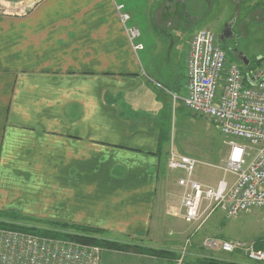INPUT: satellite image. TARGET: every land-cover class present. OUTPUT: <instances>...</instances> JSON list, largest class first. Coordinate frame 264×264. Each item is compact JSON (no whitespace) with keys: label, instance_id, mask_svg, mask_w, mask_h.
Returning <instances> with one entry per match:
<instances>
[{"label":"crops","instance_id":"1","mask_svg":"<svg viewBox=\"0 0 264 264\" xmlns=\"http://www.w3.org/2000/svg\"><path fill=\"white\" fill-rule=\"evenodd\" d=\"M206 1L179 11L177 0H40L24 16L0 17V213L149 249L171 233L182 190L169 149L197 118L181 100L194 35L181 52L173 42ZM119 5L142 51L131 48ZM175 262L105 251L100 264Z\"/></svg>","mask_w":264,"mask_h":264},{"label":"built area","instance_id":"2","mask_svg":"<svg viewBox=\"0 0 264 264\" xmlns=\"http://www.w3.org/2000/svg\"><path fill=\"white\" fill-rule=\"evenodd\" d=\"M31 7L26 4L24 11ZM9 10L11 6L0 2V17L12 15ZM116 12L131 48L142 51L140 30L127 25L130 16L122 5ZM185 90L181 100L188 112L206 119L227 140L230 153L223 171L233 179L223 178L214 187L202 185L192 179L198 162L171 150L167 168L184 174L177 181L182 190L179 216L191 224L208 210L210 214L220 210L233 219L264 209V59L245 73L228 60L213 33L199 31L186 47ZM202 247L264 264V243L257 249L254 244L206 238ZM102 254L97 246L0 228V264H100Z\"/></svg>","mask_w":264,"mask_h":264},{"label":"rangeland","instance_id":"3","mask_svg":"<svg viewBox=\"0 0 264 264\" xmlns=\"http://www.w3.org/2000/svg\"><path fill=\"white\" fill-rule=\"evenodd\" d=\"M177 1L182 7L191 5L194 2V0H190L188 3L185 0ZM10 6L11 10L9 12L12 15L9 16L15 17L24 16L23 14L28 13L32 8L25 12V5ZM200 9L205 12V15L203 18L197 19V14L190 12V18H194L193 24L180 35H177L173 42L174 51L181 52L188 38L199 31L206 30L217 36L220 30L228 25L233 35L232 46L238 53L246 57L249 65L247 67L243 66L239 60L230 57L224 48L220 47V49L229 61L236 63L245 73L254 70L259 61L264 59V0H214V2L207 0L205 3H201ZM161 45L159 44V46ZM189 134L187 137L185 134L178 136L176 140L178 144H173L169 152L172 150L175 154L181 156L176 152L175 148H177L179 151L187 152L186 156L189 155L198 162L194 168L192 179L205 186H215L223 178L228 182L232 181L233 176L224 174L223 171L224 163L230 153V146L219 131L206 119L197 116L194 122L190 124ZM238 143L245 144L242 141H238ZM248 152L253 154L252 150ZM171 174L174 181L176 177H184L181 171H173ZM174 199H176V196H174ZM170 213L174 214V216L171 214L173 216L171 233L161 235L162 237H159L158 242L151 245L150 249L168 253L170 258L176 261L175 264H187L202 258H214L219 261L237 264H250L242 255L205 250L202 247V242L206 238L239 241L256 246L264 243V209H256L233 219H226L220 210H215L211 214L208 210L200 220L191 224H187L179 216V206ZM0 218L4 221H16L18 222H15L16 225L25 228L43 227L45 222V220L25 219L16 212L0 213ZM123 239L122 241L126 244L143 245L139 241L127 240L129 237ZM125 253L138 254L132 251Z\"/></svg>","mask_w":264,"mask_h":264},{"label":"trees","instance_id":"4","mask_svg":"<svg viewBox=\"0 0 264 264\" xmlns=\"http://www.w3.org/2000/svg\"><path fill=\"white\" fill-rule=\"evenodd\" d=\"M25 219H28V218H25ZM0 220H1L0 228H3V229L25 232V233L37 235L40 237L63 239V240L78 242L81 244L97 246L103 249L104 251H114V252L132 251L138 254L169 256L168 253L152 250L149 248H144L140 245H136L135 243L126 244V243H118V242L103 239L99 236L101 232L90 229V228H82V227L60 224V223H55V222H47V221L43 223L47 227L44 229H40L36 227L25 228L24 226L16 225V223H18L16 221H4L1 218ZM261 245L262 244L257 245L256 248L257 249L260 248ZM187 264H237V263L223 262V261L216 260L214 258H202V259H197L194 262H189Z\"/></svg>","mask_w":264,"mask_h":264},{"label":"flooded vegetation","instance_id":"5","mask_svg":"<svg viewBox=\"0 0 264 264\" xmlns=\"http://www.w3.org/2000/svg\"><path fill=\"white\" fill-rule=\"evenodd\" d=\"M177 5L179 8L178 10L180 11L179 3H177ZM229 28L230 26L227 25L222 30H220V32L216 36V41H217L218 46L221 48H224L226 50V53H228L230 57H234L237 59L238 52L232 46L233 35L231 33V29Z\"/></svg>","mask_w":264,"mask_h":264},{"label":"water","instance_id":"6","mask_svg":"<svg viewBox=\"0 0 264 264\" xmlns=\"http://www.w3.org/2000/svg\"><path fill=\"white\" fill-rule=\"evenodd\" d=\"M40 0H33L27 4V6L33 5L35 2H39ZM230 29V28H229ZM237 60H239L243 66L247 67L249 65V61L244 57L241 53H237Z\"/></svg>","mask_w":264,"mask_h":264},{"label":"bare ground","instance_id":"7","mask_svg":"<svg viewBox=\"0 0 264 264\" xmlns=\"http://www.w3.org/2000/svg\"><path fill=\"white\" fill-rule=\"evenodd\" d=\"M233 156H234V158L238 156V151H237V150H235V151L233 152Z\"/></svg>","mask_w":264,"mask_h":264}]
</instances>
